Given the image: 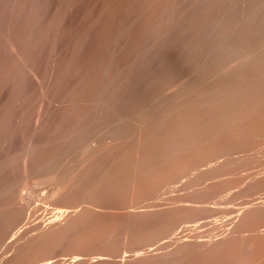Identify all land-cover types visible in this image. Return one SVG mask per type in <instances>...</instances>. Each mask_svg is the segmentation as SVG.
<instances>
[{"label":"bare ground","instance_id":"bare-ground-1","mask_svg":"<svg viewBox=\"0 0 264 264\" xmlns=\"http://www.w3.org/2000/svg\"><path fill=\"white\" fill-rule=\"evenodd\" d=\"M252 89H264V0H0V234L6 237L1 259L11 251L21 258L36 242L53 248L74 231L92 236L93 243H110L132 217L158 207L120 217L99 215L80 201L66 207L61 198L71 189L64 183L81 171L116 166L119 130L143 138L161 135L167 121L227 124L232 117L192 110L198 105L263 109L264 97L231 95ZM35 184L50 187L38 201L43 204L24 202L23 191ZM94 213L99 222L91 225ZM176 235L119 256L105 250L37 264H146L177 256L176 248L168 250Z\"/></svg>","mask_w":264,"mask_h":264},{"label":"rangeland","instance_id":"rangeland-1","mask_svg":"<svg viewBox=\"0 0 264 264\" xmlns=\"http://www.w3.org/2000/svg\"><path fill=\"white\" fill-rule=\"evenodd\" d=\"M238 92H232L233 94L231 95L242 96L244 94L242 98L247 101H257L259 98L264 97V89ZM259 101L264 102V99ZM212 106L198 105L192 110L210 113L215 117L230 114L228 115L232 116L230 121L227 124L219 122V120L187 121L188 123L185 124L186 122L183 120L174 121L173 125H171L172 121H167L162 126V134L164 135L158 136L157 134L150 133V135L147 133L143 138L134 137L131 133L129 134V130H127L128 132L125 130L124 132L121 130H119L120 132L117 131L115 135L118 136L121 149L116 157V166L104 168V170L103 168H96L81 171L80 177L64 183L67 186V191L71 189L68 191L71 195L61 198L62 204L66 205V207L85 202L83 203L85 207H89V209L91 207L93 212L99 215L103 212L104 214L112 215L115 213L114 216L117 214L116 217L131 213V211L133 213L134 210L142 211L143 207L152 204L155 205V208L158 207L157 209L146 212L139 217H132V223L124 224L127 227L126 231L119 232V230H116L117 234L115 233L112 236L113 239L110 238V243H93L94 238L92 236L84 235L80 231H74L59 237L57 241L55 240V244H53L54 240H50L52 242L49 246L53 244V248L52 246L42 247V245H37L40 242H36V245L33 244L30 246L31 248L28 247L27 251L26 249L21 251V258L16 257L19 252L16 251L15 254L14 251H11L6 255L5 261L0 257V264H18V262L21 264L22 261V264L30 262V264H37L50 257L63 259L65 257L69 258V256L71 257L76 253L93 254L98 252L107 253L106 251H108L111 255L117 254L119 256L123 255L124 251L131 249L138 250L142 248L147 250L149 246L158 244L164 240L163 238L170 236L171 233L177 235L173 239L174 242L170 243L173 246L169 247L168 250L176 248L179 252L177 256L160 258L157 261L154 259L152 260L153 262L150 261L146 264H264V117L262 113L259 114V112L264 110V107L263 109H258L257 105L246 104L224 107V109L220 107V110L219 106L216 107L214 105V108H211ZM238 111L240 115H244L242 118ZM237 118H241V120ZM183 122L185 123L183 124ZM189 124H192L191 128L187 127L190 126ZM150 125L152 126V123ZM180 127H182L181 130L179 129ZM185 128H187V131L182 132ZM178 131H180L179 136L175 135L176 138L175 136L173 137L174 133L178 135ZM121 132L123 134L127 133L123 135L120 134ZM145 139H148L147 142ZM155 139H158V142ZM125 149L129 150V154L126 153L124 156L125 153L123 151ZM220 152H223V154ZM139 154H141L140 157ZM142 154L145 155L143 156ZM124 162L131 165H126ZM203 164L206 166H203ZM181 168L182 172H180ZM183 168H186V171ZM85 173L87 174L85 175ZM82 176L83 178H81ZM100 177L102 178L100 179ZM95 180H98V182ZM104 180L105 182H103ZM93 182L95 183L94 186L92 185L94 184ZM74 190L76 191L74 192ZM48 192H50L49 186L35 184L34 188L23 191L24 202H27L30 198L34 200L33 203L35 202V204L42 203L38 201L43 200L42 196ZM102 207L106 209H101ZM245 207L248 208L245 209ZM91 209L90 211H92ZM96 213L93 216L91 215L89 220L86 218L91 225L99 222L100 216ZM21 221H19L20 224L17 222L15 227L13 226V231L22 225L21 223L24 221ZM2 234H0V254L6 241V237H3V239ZM184 239L188 241H184ZM80 241L82 243L78 244ZM20 242L22 243V241ZM34 245L39 248L40 252ZM47 248H51L50 250L52 251L50 253L47 252L49 251ZM101 250H104V252ZM24 251L28 253L24 254ZM106 264H112V262L108 261Z\"/></svg>","mask_w":264,"mask_h":264},{"label":"crops","instance_id":"crops-1","mask_svg":"<svg viewBox=\"0 0 264 264\" xmlns=\"http://www.w3.org/2000/svg\"><path fill=\"white\" fill-rule=\"evenodd\" d=\"M248 207H245V209H247Z\"/></svg>","mask_w":264,"mask_h":264}]
</instances>
